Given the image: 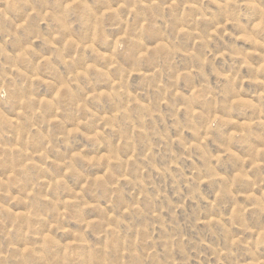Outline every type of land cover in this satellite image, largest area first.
<instances>
[{"label": "rangeland", "instance_id": "obj_1", "mask_svg": "<svg viewBox=\"0 0 264 264\" xmlns=\"http://www.w3.org/2000/svg\"><path fill=\"white\" fill-rule=\"evenodd\" d=\"M0 264H264V0H0Z\"/></svg>", "mask_w": 264, "mask_h": 264}]
</instances>
